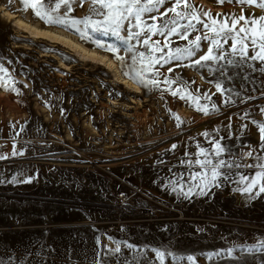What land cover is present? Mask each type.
<instances>
[{
	"label": "rangeland",
	"instance_id": "obj_1",
	"mask_svg": "<svg viewBox=\"0 0 264 264\" xmlns=\"http://www.w3.org/2000/svg\"><path fill=\"white\" fill-rule=\"evenodd\" d=\"M5 3L6 0H0V64L7 69V74L0 72V85H3L0 87V145L4 146L0 151L10 152L15 143L26 149V154L0 161V173L10 176L18 169L29 174L38 171L39 179L32 184L0 185V258L6 259L5 249L15 257L25 251V246L34 244L39 248L45 244L55 249L50 256L43 257L48 264H68L66 252L72 253L71 264H89L94 255L95 237L99 235L104 238V244L109 243L107 236H112L137 245L147 243L151 248L191 254L196 264H239L225 256L207 257L219 250L236 249L241 243L250 246L264 239V199L245 206L244 197L232 191L234 185L227 184L213 201L196 199L191 204L174 203L159 190V181L153 184L158 175L168 173L167 167H157L155 161L163 157L168 164L176 165V171H184L178 162L185 159V151L195 154L197 143L210 148L200 133H211L214 129L226 137L224 142L237 157L248 150L243 145L258 146L260 140L254 126L236 138L242 123L237 113L249 110L257 122L264 123V115L259 112L264 107V97L256 92L255 99L247 104L237 103L222 108L220 115L205 117L170 93L164 92L161 98V91H148L125 77L112 53L81 41L70 31L45 26L30 12L18 11L19 3L12 11ZM189 3L200 13L209 12L218 20L241 12L246 18L264 16L259 8L241 6L235 0L223 4L218 0H189ZM73 8L72 15L79 19L92 16L90 3L83 7L73 4ZM3 9L41 27L62 31L87 48L106 54L121 76L139 88L141 94L131 95L104 68L78 61L62 47L33 42L4 16ZM152 15L155 13L146 14L145 19ZM200 27L197 25L198 31L189 39L201 34ZM93 35L106 44L119 43L112 36ZM152 39L163 42L165 37ZM169 42L172 48L186 44L175 36ZM201 44V51L206 52L208 42ZM138 47L143 50V46ZM42 54L52 58L41 57ZM121 55L130 60V53L122 51ZM59 62L69 70H62ZM169 66L157 65L165 75ZM175 72L189 82V91L198 88L197 95L215 92L209 83L212 77L206 70L181 67ZM253 75L257 84L264 81V75ZM13 87L22 94L5 90ZM212 101L219 105V94L212 96ZM61 109L65 110L64 115ZM169 109L184 122L181 128L175 127ZM181 111L189 118H182ZM228 115H232V139H227V130L223 127ZM13 125L16 131L23 125L24 131L15 136ZM173 143L178 145L177 149L167 152ZM255 155L238 158L237 163H254ZM256 170L242 167L235 171L237 176L241 173L251 176ZM72 181L80 188L71 186ZM145 192L149 195L145 196ZM121 193L127 194L128 207L122 204ZM83 213L92 219H86ZM43 216L48 217L47 224ZM13 217H18L20 223ZM165 224L171 226L167 232L161 231ZM198 228L204 231L198 232ZM45 230L49 233L47 236L43 235ZM259 255H248V264H259ZM170 259L166 257L165 264ZM150 264H156L155 260H150Z\"/></svg>",
	"mask_w": 264,
	"mask_h": 264
},
{
	"label": "snow or ice",
	"instance_id": "obj_2",
	"mask_svg": "<svg viewBox=\"0 0 264 264\" xmlns=\"http://www.w3.org/2000/svg\"><path fill=\"white\" fill-rule=\"evenodd\" d=\"M225 2L232 3L233 0H218L220 4ZM235 2L241 6L256 7L264 11V0H235ZM16 3L20 5L18 11L23 14L30 12L45 26L70 31L77 34L81 41L91 42L95 48L112 53L120 65L122 74L137 85L148 91L154 89L161 91V98L164 92H168L172 97L189 103L195 111L205 117L220 115L222 108L237 103L247 104L255 99L256 92L264 97V81L257 84L253 75V73L264 75V16L246 18L241 12L239 15L221 16L218 20L209 12L200 13V10L190 4L189 0H6L5 7L12 11ZM85 3H90L92 16L79 19L72 15L73 4L83 7ZM149 13L155 15L145 19L146 14ZM202 16L207 19H202ZM197 25L201 26L199 29L201 34L189 39L198 31ZM122 32L126 34L121 35ZM93 34L112 36L119 43L106 44L95 38ZM154 36H163L165 40L163 42L153 40ZM173 36L186 41V44L172 48L169 38ZM202 41L208 42L206 52L201 51ZM138 46H143V50ZM165 49L168 51L166 52ZM122 51L131 54L130 60L125 55H121ZM198 53L201 54L197 55ZM157 65L160 68L170 65L165 70L168 75L161 72ZM181 67L195 68L199 72L206 70L212 77L209 83L213 85L215 92L205 91L197 95L196 93L200 92L198 88L189 91V82L175 72L176 68ZM0 72L7 74V69L2 64H0ZM162 85L165 87L162 88ZM173 85L176 87L173 88ZM5 90L22 94L14 87ZM216 94L221 97L219 105L212 101V96ZM60 111L61 115H64L65 110ZM169 112L175 120V127L181 128L184 122L171 109ZM259 112L264 115V107H261ZM237 118L242 123L236 138H240L249 126H254L257 128L260 140L258 146L250 148L249 145H243L248 150L237 157L232 148L224 142L226 137L220 135L218 129H214L211 133L204 131L200 135L205 138L210 148L201 147L197 143L198 151L195 154L185 151V159L178 162L184 171H176V165L168 164L163 157L158 158L155 166L167 167L168 173L158 175L153 184L157 185L159 181V190L170 196L174 203L191 204L196 199L213 201L217 192L223 190L227 184L234 185L232 191L244 197L245 206L257 199H264V123L257 122L249 110L237 113ZM227 121L223 127L227 130V139H232V115H228ZM12 128L15 136H19L24 131L23 125L18 131L14 125ZM3 147L0 145V148ZM177 147L178 145L173 143L166 151L175 152ZM254 153H256L254 163H237L238 158H253ZM25 154L26 149L17 147L13 143L10 152L0 151V161L24 157ZM242 167L257 170L251 176L245 173L237 176L235 170ZM38 179V171L29 174L23 169H18L10 176L0 173V185L32 184ZM71 186L80 188L75 181L71 182ZM144 195L147 196L149 193L145 192ZM121 196L124 198L122 204L128 207L127 194L121 193ZM83 214L86 219H92L87 213ZM13 219L17 224L20 223L18 217ZM42 219L45 224L48 223L47 216H43ZM170 227L165 224L161 227V231L167 232ZM121 231L125 229L121 228ZM197 231L203 232L204 229L198 228ZM48 234L47 230L43 233L44 236ZM103 239L99 235L95 237L94 255L89 264H150V260L153 259L156 264H165L166 257L171 258L169 264H196L193 255L180 251L151 248L147 243L137 245L127 239L118 240L112 236H107L109 243L104 244ZM54 252V248L45 244H40L39 248L33 244L25 246L23 253L13 257L5 249L6 259L0 258V264H48L43 257L50 256ZM256 253L260 254L259 264H264V239L250 246L241 243L236 249L229 248L210 253L207 258L225 256L239 264H248L247 256ZM65 259L71 264L72 253L66 252Z\"/></svg>",
	"mask_w": 264,
	"mask_h": 264
},
{
	"label": "bare ground",
	"instance_id": "obj_3",
	"mask_svg": "<svg viewBox=\"0 0 264 264\" xmlns=\"http://www.w3.org/2000/svg\"><path fill=\"white\" fill-rule=\"evenodd\" d=\"M4 16L8 18L9 21L14 22V26L23 32L25 35L32 39L33 42H47L54 46L62 47L66 49L69 54H72L74 57L79 59L78 61H82L84 63H91L97 65L98 67L104 68L107 73H109L113 80L123 86L125 89H128L131 95L138 96L141 94L140 89L134 86L132 83L124 79L118 67L115 63L106 55L102 54L96 50H91L81 44L75 37L68 35L62 31L41 27L39 24L30 21L29 19H22L15 14H11L7 12V10L3 9ZM41 57H51V55L42 54ZM76 59V60H77ZM62 70L68 71L69 67L63 65L59 62ZM110 104H115V102H111ZM182 118L188 119L189 115L180 112L179 113Z\"/></svg>",
	"mask_w": 264,
	"mask_h": 264
}]
</instances>
